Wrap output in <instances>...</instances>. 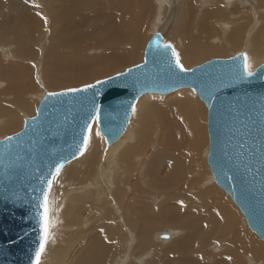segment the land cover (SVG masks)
<instances>
[{"label":"bare ground","instance_id":"obj_1","mask_svg":"<svg viewBox=\"0 0 264 264\" xmlns=\"http://www.w3.org/2000/svg\"><path fill=\"white\" fill-rule=\"evenodd\" d=\"M184 1L182 16L197 32L180 48L187 68L192 65L187 59L200 53L236 48L247 54L253 72L264 63V0ZM174 7L170 0H0V132L22 127L20 112L32 115L44 97H25L34 84L38 88V81L35 68L21 60L41 57L48 27L44 83L56 82L65 71L66 78H74L105 61L126 59L145 18L151 20L153 34H161L165 15L171 18ZM88 51L94 52L92 63L84 59ZM8 58L14 62L1 61ZM199 100L191 88L145 93L125 131L111 144L94 120L84 153L62 166L51 187L58 188L53 208L61 215L56 216L61 217L59 228L67 232L51 241L50 250L45 246L40 264H239L249 249L257 255L250 256L249 264H264V246L248 226L242 232L258 245L256 250L241 246L245 239L231 225L221 226L222 219L231 222L230 214L241 212L212 182L206 111L205 153L199 161L209 177L198 179L201 170L194 176L176 161L175 152L179 155L184 146L186 159L197 153L192 126L196 105L204 110Z\"/></svg>","mask_w":264,"mask_h":264},{"label":"water","instance_id":"obj_2","mask_svg":"<svg viewBox=\"0 0 264 264\" xmlns=\"http://www.w3.org/2000/svg\"><path fill=\"white\" fill-rule=\"evenodd\" d=\"M244 63L239 54L182 72L172 48L155 33L143 61L122 75L96 80L84 91L46 93L35 116L0 140V264H33L41 236L38 205L47 181L57 165L82 155L97 113L99 130L111 144L125 131L141 95L180 88L193 89L207 107V164L215 183L264 240V63L250 77Z\"/></svg>","mask_w":264,"mask_h":264},{"label":"rangeland","instance_id":"obj_3","mask_svg":"<svg viewBox=\"0 0 264 264\" xmlns=\"http://www.w3.org/2000/svg\"><path fill=\"white\" fill-rule=\"evenodd\" d=\"M173 1H174V4H175L173 15H172L171 18H168V16L165 15V18L166 19H164V20L166 21V27L164 29H162V30H159V33H161L160 36L162 38V42L165 41V42H163V45H171V48L172 49L174 48L175 51L179 53L180 52V48L182 47V43L188 41L191 37H195L196 34H197V32L195 33V31L189 25L186 24V18H184L182 16L183 9H185V5H186L185 4V1L184 0H170V3H172ZM155 19H157V18H155ZM154 23H157L156 20H154ZM143 24H144V27H142L141 30H140V37L138 38V40H137V42H136V44L134 46V52L131 55H129L126 59H123V60L117 61V62L116 61H113V60L110 62V60H108V61H105L103 64H99V66L96 65V67L88 68V69H94V70L89 71V73L87 72L89 74L87 76H86L87 73H85L84 76L81 75V76L74 77V78H66L65 75L67 74V71H65V72H63L64 76H62V77L60 76L61 78H58L56 80V82H54L55 79H56L55 78L50 83H44V82H42V80H43L42 76L45 74V71L43 69V56L46 55L47 49H48V43H47V39L49 37V27H48L47 28V34L44 37V39L41 41V46L39 48V54H42L41 57H38L36 60L35 59H28V58L25 59V60H21L23 63H29V64H31V67H34L35 68L36 76H37V81H38V88H37V84H34L27 91V94H25V97H27L28 99H31L30 94H32V93L35 94V95H37V96L40 95L41 93H44L43 95L45 96L46 93L57 92V91H60V90H66L68 88H76V87H79V86H83L84 84H90V83H92V82H94L96 80H100V79L108 78L110 76L117 75V73L124 72L127 68H129L131 66L140 64L143 61V55H144V52H142L140 54V51L143 50V48L146 47L145 45L147 44V42L149 41V39L152 37L153 31H155L152 28L151 20L148 22V16L143 21ZM200 40L203 42V39H200ZM242 50L243 49L236 48V49H226L225 51L220 50V51H213V52H204V53H200V54L196 55L195 57H192V58L187 59L186 62H187V64H190V63L192 64L189 67V69H191L194 66L200 65V64H202V63H204L206 61L212 60V59H217V58H231V57L237 56L239 54H242L241 53ZM93 54H94L93 51H88L86 53L84 59L87 60L88 63H92L93 60L95 59L93 57ZM179 56H180L181 60H185V59H183V56L181 55V53H179ZM1 61L2 62H5V63H8V64H11V63L14 62V60L11 59V58H8L7 60H1ZM181 63L182 64L183 63L185 64V61H183V62L181 61ZM184 67L187 68L185 65H184ZM55 70L56 69L54 67H52L51 68V73H56ZM95 70H96V72H95ZM5 96L6 95H3L2 97H5ZM199 101L202 102V105H203V109L204 110H202V108L199 105H196V107L194 108V113H193L194 120H193V126H192L193 129H194V135L197 132L196 135H195L196 145H195V149H194V151H195L194 153H196V152L197 153L193 155L194 157L191 156L190 154H188V157L189 158L186 159L187 156H184V154H183L185 152V146H184L181 149V151L179 152V155L177 154L178 151L175 152V154H176L175 156H176V161H177L178 165H179V159H180L182 161L183 168L186 167L187 169L192 170L191 172H192V174L194 176H196L198 173H200L199 170H201V173L197 175V178L198 179H201V177H203L201 180H203V179L204 180H207L205 178H208L209 176H207L208 174L204 170V167L202 165L203 164L202 161H199V160H202V156L205 153V146L204 145H205L206 141H205V139H202V138H204L203 121L202 120L204 119L205 111L207 113V108H205L206 105L203 104V101L202 100H199ZM37 106H38V104H37ZM37 106H36V109H37ZM133 113H135V112L132 111L131 118L134 115ZM20 114H22L21 116H23V117H20V115L18 113V117H20L22 119V120L20 119V121L22 122V124H21L22 127L20 126L21 128L19 127V129L17 128V130H15V131H11V129H10L11 132L10 131L9 132L11 134H14L17 131L21 130L23 128V124H24L25 119L30 118V117H34L35 114H36V112L33 113L32 115H30V114H26V115L24 114L23 115V112L22 113L20 112ZM137 116H138V113H136L134 119L137 120ZM195 130H196V132H195ZM10 133L9 134L7 133V134L8 135H11ZM7 134H5L4 131L2 133V131H1L0 132V140L3 139L4 137H7ZM197 146H198V148H197ZM186 148H187V150H189V148L187 146H186ZM197 149L198 150L200 149V150L198 151ZM199 153L201 155H199ZM195 156H196L197 159L195 158ZM190 157L193 158V159H195V160H192ZM189 161H190V163H188ZM193 161H194V163L192 164V167H193V165L195 163L196 164L192 168L190 164ZM196 165H197V167H196ZM193 172H195V173H193ZM212 182L215 183L214 178H213V181ZM195 183H196V185L198 184L196 182V180H195ZM198 188H200L199 185H198ZM221 190H223V189H221ZM57 191H58V188H53V190H50V195H49L50 196L49 199L51 201V205L50 206L52 208V211L50 213V218H51L52 224H53V226L50 229V231L53 234V238H51V239H49V241H47L48 242V244H47L48 247L46 245V249L48 248L47 250H50V247L52 245V242L54 243L59 236L60 237L64 236L63 238H65L66 237V233L65 232H67L66 230H61V227L59 228V226L61 225V223H60L61 217H60V219H58L59 220L58 221L57 218H59V215L60 214H57L58 213V212H56L57 211V208H56V210L53 208L54 207L53 201L56 200L54 198V196H56V198H58L57 197L58 195H56V192ZM188 192L191 193L190 190ZM141 196H143V194H141ZM217 201H218L219 204L221 203L220 205H223L224 207H226V203H225L224 200L219 199L217 197ZM54 213H55V215H54ZM56 216H57V218H56ZM230 216H231V219H232L231 222H225L222 219L221 226H223L225 224L231 225L235 229L236 232L237 231L239 232L240 237H242V239H245L244 243H242L241 246L246 247L249 244L252 247L255 246L254 249L256 250L257 247H258V245L252 239H250L247 236V234H245L244 232H242V230L244 229L245 225L248 226V224H247V222L245 220L244 215L242 213H240V214L231 213ZM221 229H222V227H221ZM250 231H251V233L255 234L251 229H250ZM255 236L257 237V239L264 246V240H262L261 238H259L256 234H255ZM232 240H235V239L232 238L231 241ZM215 241L216 240H214L212 242L214 244H216L217 242L215 243ZM49 252L47 251V255L49 254ZM236 252L238 254L240 253L239 250H236ZM263 254L264 253L262 252V255ZM250 256H257V255L254 254L251 249H249L247 251H243L242 254H241L242 261H243V258H244V262H246V264H249L250 263V260H249ZM226 259H229V258H226ZM244 262H241L239 264H245Z\"/></svg>","mask_w":264,"mask_h":264},{"label":"snow or ice","instance_id":"obj_4","mask_svg":"<svg viewBox=\"0 0 264 264\" xmlns=\"http://www.w3.org/2000/svg\"><path fill=\"white\" fill-rule=\"evenodd\" d=\"M37 7L39 5H36ZM45 23H47V18L45 17ZM166 47H171V45H166ZM173 51V55L175 56V63L177 65V67L182 71V72H188V71H192V69L189 68H185L184 65L181 63L180 61V56L179 54L175 51V49H172ZM244 57V68H245V73L247 76H252L254 73L251 70V65L248 63V57L246 53L241 54ZM117 75H122V73H117ZM111 79V78H109ZM97 84L102 83V81H96ZM95 87V85L93 84H84L82 88H68L66 89L67 92H79V91H84L87 90L89 88H93ZM49 95H57V93L53 92V93H49ZM135 106H133L132 111L135 112ZM96 121L99 120V114L97 113L96 117L94 118ZM89 131H91V125L88 126ZM97 135H99V131L96 132ZM7 139H11L10 137ZM90 142V136L89 135H85L83 138V144L80 148V153L83 154L84 150L87 148L88 144ZM62 165H57L55 172L52 174V179H49L47 181V185H48V189L45 190L43 192L42 198L39 201V209L41 211L38 212V217H39V225H40V232H41V236H40V243H39V247L35 253V259L33 260V264H40L41 261V256L42 253L45 251V246L46 243L49 239L53 238V234L51 233L50 229L52 228L53 224H52V220L50 218V213L52 211L51 208V201L49 199V195H50V190L51 187L53 185V182L55 180V178L59 175L60 171H61Z\"/></svg>","mask_w":264,"mask_h":264}]
</instances>
